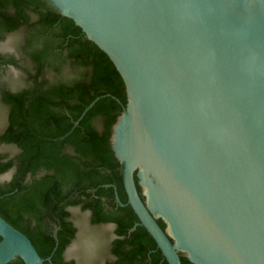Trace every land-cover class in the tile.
I'll return each mask as SVG.
<instances>
[{
  "label": "water",
  "instance_id": "95a60500",
  "mask_svg": "<svg viewBox=\"0 0 264 264\" xmlns=\"http://www.w3.org/2000/svg\"><path fill=\"white\" fill-rule=\"evenodd\" d=\"M47 2L123 80L110 146L134 225L168 264H264V0ZM15 257L45 260L0 215V264Z\"/></svg>",
  "mask_w": 264,
  "mask_h": 264
},
{
  "label": "trees",
  "instance_id": "16d2710c",
  "mask_svg": "<svg viewBox=\"0 0 264 264\" xmlns=\"http://www.w3.org/2000/svg\"><path fill=\"white\" fill-rule=\"evenodd\" d=\"M8 34L17 36L15 52L0 51V76L19 69L24 85L0 83V175L10 173L0 178V215L30 238L44 264H76L65 257L77 233L70 206L88 210L93 224H113L104 264H168L147 229L134 225L110 146L126 93L109 56L47 0H0V41Z\"/></svg>",
  "mask_w": 264,
  "mask_h": 264
},
{
  "label": "rangeland",
  "instance_id": "374dc122",
  "mask_svg": "<svg viewBox=\"0 0 264 264\" xmlns=\"http://www.w3.org/2000/svg\"><path fill=\"white\" fill-rule=\"evenodd\" d=\"M17 36L8 34L0 41L1 52H15V39ZM12 89H17L24 85L19 69L8 67L0 76V83ZM6 107L0 102V129L5 121ZM3 150L14 153L16 148L13 145H2ZM10 173L0 175L1 179H6ZM74 224L77 226L75 238L71 241L65 250V257L74 258L76 264H104V258L107 256V245L113 237L112 223L93 224L89 220V211L82 210L78 206L69 207ZM102 248V253H99Z\"/></svg>",
  "mask_w": 264,
  "mask_h": 264
}]
</instances>
